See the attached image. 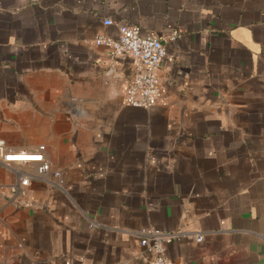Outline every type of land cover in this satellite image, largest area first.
I'll use <instances>...</instances> for the list:
<instances>
[{"label": "crops", "instance_id": "crops-1", "mask_svg": "<svg viewBox=\"0 0 264 264\" xmlns=\"http://www.w3.org/2000/svg\"><path fill=\"white\" fill-rule=\"evenodd\" d=\"M123 23L166 45V103H126L134 59L94 43ZM0 138L65 177L0 161V264H149V228L175 264H264V0H0Z\"/></svg>", "mask_w": 264, "mask_h": 264}, {"label": "built area", "instance_id": "built-area-1", "mask_svg": "<svg viewBox=\"0 0 264 264\" xmlns=\"http://www.w3.org/2000/svg\"><path fill=\"white\" fill-rule=\"evenodd\" d=\"M106 26L112 25L113 20H104ZM178 36L174 32L170 40ZM95 45L105 47L112 57L128 56L134 59L135 72L129 81L125 101L134 107L149 108L157 103H166L167 88L158 75V69L167 56V47L156 36L143 34L138 25L123 23L119 26L117 36L107 33H99L94 41ZM44 146L37 151L8 149L6 143L0 138V151L3 152L1 163L8 167L19 165L27 166L34 163L41 165L44 173H52L54 183L62 188L65 185V177L61 170L53 169L51 161L44 156ZM30 174H20L17 182L11 186L12 194L27 196L31 185ZM141 244L150 251L149 264H175L165 253V244L178 238L179 233L164 231L156 228L142 229ZM197 242L204 241L202 234L195 235ZM65 264H83L82 261L72 262L67 260Z\"/></svg>", "mask_w": 264, "mask_h": 264}]
</instances>
